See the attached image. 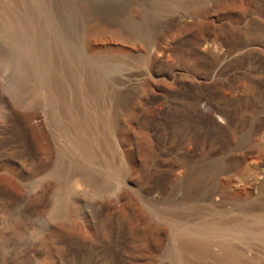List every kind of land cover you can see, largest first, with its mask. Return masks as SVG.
<instances>
[{"label": "rangeland", "instance_id": "374dc122", "mask_svg": "<svg viewBox=\"0 0 264 264\" xmlns=\"http://www.w3.org/2000/svg\"><path fill=\"white\" fill-rule=\"evenodd\" d=\"M14 52L0 43V264L17 252V264H60L49 224L74 241L80 264H176L184 229L213 226L212 241L237 223L264 230V58L227 65L218 80L224 64L214 61H92L104 69L96 92L85 62L53 59L41 87ZM135 71L144 75L117 104V80ZM230 109L246 116L232 139L261 154L232 159L215 114ZM177 161H186L181 175L171 171ZM60 198L69 211L52 219ZM4 202L18 211L4 216ZM16 220L26 234L14 232ZM248 255L264 263L261 245Z\"/></svg>", "mask_w": 264, "mask_h": 264}, {"label": "bare ground", "instance_id": "6f19581e", "mask_svg": "<svg viewBox=\"0 0 264 264\" xmlns=\"http://www.w3.org/2000/svg\"><path fill=\"white\" fill-rule=\"evenodd\" d=\"M0 43L14 47L18 70L27 68L25 62L32 64L41 87L53 78L49 66L53 59L87 65L92 61L124 59L151 63L214 61L224 64L214 76L218 80L227 65L264 58V0H0ZM88 67L98 92L104 82L101 76L104 69L90 64ZM143 72H129L117 80V104L122 103L131 91V83L143 76ZM17 87L19 95L24 96L29 91L25 81ZM52 104L53 99H50ZM51 114L54 123L59 124L53 110ZM215 114L225 122L223 126L218 125L212 117L219 131L229 138L225 143L235 153L232 159L245 161L263 152L261 148L249 150L232 139L231 134L239 136L241 130L238 129L246 125L243 112L230 109ZM132 142L138 151L137 140ZM177 162L171 171L181 175L186 161ZM58 176L65 181V171H60ZM90 181L98 185L95 180ZM63 189L68 192L67 187L63 186ZM3 196L6 195L0 192V197ZM4 203V216L18 211L16 203ZM69 206L68 201L60 198L57 209L51 214L52 219L64 216ZM20 209L23 214L34 211L32 207ZM15 225L18 229L14 232L27 233L21 222ZM237 225L234 231L221 233L216 241L210 239L217 230L213 226L184 229L186 237L179 242L180 251L174 256L175 263L200 264L204 259L211 264H256L248 253L255 243L264 247V230L253 229L252 224L249 227L245 222ZM48 227L49 239L53 241L49 243L58 262L80 264L73 248L74 241L72 243V239L57 226L49 224ZM37 233L32 231V234ZM193 248H198L199 252L195 254ZM19 257L20 252L14 253V262L4 264H17L15 258Z\"/></svg>", "mask_w": 264, "mask_h": 264}]
</instances>
